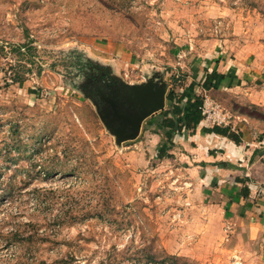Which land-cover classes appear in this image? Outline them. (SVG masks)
Here are the masks:
<instances>
[{
    "label": "rangeland",
    "instance_id": "rangeland-1",
    "mask_svg": "<svg viewBox=\"0 0 264 264\" xmlns=\"http://www.w3.org/2000/svg\"><path fill=\"white\" fill-rule=\"evenodd\" d=\"M110 45L129 62L101 60ZM216 52L256 82L264 0H0V264H258L228 208L245 181L193 190L184 161L157 158L154 115L121 143L103 116L123 85L180 92ZM239 91L218 102L264 155V105Z\"/></svg>",
    "mask_w": 264,
    "mask_h": 264
},
{
    "label": "crops",
    "instance_id": "crops-1",
    "mask_svg": "<svg viewBox=\"0 0 264 264\" xmlns=\"http://www.w3.org/2000/svg\"><path fill=\"white\" fill-rule=\"evenodd\" d=\"M115 51L116 49L112 48L111 45L107 46L106 51L104 50L106 55L102 57L103 59H101V57L100 59L107 62L110 61L108 58L121 56L124 62H129L126 60H130L131 57H129L127 53L122 52L116 55ZM207 54H209V51H207ZM204 55H200L198 60H196L197 65L194 64L190 69V71H192V81L190 84L193 82L198 84L194 88L197 96L200 95L203 101L207 100L210 101V103L221 106L218 102L219 97L216 96V94L219 92H229L234 96V94H237V92L244 87L245 92L241 93V95L244 96H239V98L246 99L251 105H264V83L261 84V88H258L255 84L257 81L264 82V71L254 69V72H259L257 74L255 73L257 75L256 77H258L255 82L253 76L247 74L252 72L250 68L244 65L242 66V63L235 62L234 65H229L221 52H216L210 56ZM213 71L219 73L221 78L215 82L214 87L206 90L201 84L204 82L206 75ZM159 76L160 74H156L149 76L148 79L144 77L142 80L138 81L139 83L136 82L135 85L144 84L153 80L154 83L158 85L165 83L167 88L165 78L161 79L162 77L160 78ZM246 80L252 82L244 84ZM190 84L180 90V92L175 90L176 93L179 95L183 92H187ZM240 85L242 87L239 89ZM259 101H262V104H260ZM235 119L237 121L233 120L234 124H230L226 127L242 132V142L238 146L225 137L205 132L204 128L211 127L212 125L203 119L194 132L173 136L172 146H170L168 150L169 156L163 159L170 158V160L175 163H177L179 159L184 161V171L190 174L188 185L193 188V190H202L205 187H209V185H214L218 188H224L228 185V187H235L240 186L241 183L245 181L246 186L250 188L249 195L246 197L240 196L236 200L234 199L235 202L232 200V203L228 204V208L230 207V211L236 216L233 228L234 234L241 237V246L246 243L245 245L247 247H250L251 250H254L253 252H256L258 264H264V155H260L259 149H251L242 146L246 140V135L243 134L244 126L235 124L239 122L241 118L235 116ZM242 119L246 121L244 118ZM161 133L163 134V131ZM162 142L163 139L161 140V143ZM161 143L159 144L161 145ZM157 150L156 148V151ZM256 150H258V152L255 154L254 152ZM241 167L247 168L246 170H242ZM242 178H244V180L238 183L237 179L241 180ZM212 180H216V183H213ZM248 181L252 182V185L254 184L261 188L257 195L252 191L253 188L249 185ZM243 185L244 184H242V186ZM206 189H204V191ZM252 193H254V195ZM228 202H231V200L229 199Z\"/></svg>",
    "mask_w": 264,
    "mask_h": 264
},
{
    "label": "trees",
    "instance_id": "trees-1",
    "mask_svg": "<svg viewBox=\"0 0 264 264\" xmlns=\"http://www.w3.org/2000/svg\"><path fill=\"white\" fill-rule=\"evenodd\" d=\"M16 51L21 56H28L29 65L33 66L35 64L33 59L35 55H33L35 47L31 45V42L18 45ZM220 78L221 75L215 71L208 73L201 86L204 89L209 90L214 87L215 82ZM197 85L198 84H195V82L191 83L187 92H183L179 95L173 89H170L166 93L165 107L151 118L157 123L159 129L163 130V135L165 137L157 150V158L159 160L169 156L168 149L172 146L173 136L184 135L187 132H194L202 122L203 114L201 107L203 104V98L200 95L197 96L195 94L194 88ZM31 93H34V91ZM204 131L225 137L237 146L241 143V135L233 132L230 127L213 125L204 128ZM257 152L258 150L254 153L256 154ZM237 180L238 183H241L244 178ZM249 193L250 188L244 185L241 187L239 196L246 197Z\"/></svg>",
    "mask_w": 264,
    "mask_h": 264
},
{
    "label": "water",
    "instance_id": "water-1",
    "mask_svg": "<svg viewBox=\"0 0 264 264\" xmlns=\"http://www.w3.org/2000/svg\"><path fill=\"white\" fill-rule=\"evenodd\" d=\"M108 100L110 108L103 116L117 142L134 140L139 135L143 122L164 108L166 84L158 85L150 80L140 85H123Z\"/></svg>",
    "mask_w": 264,
    "mask_h": 264
},
{
    "label": "built area",
    "instance_id": "built-area-1",
    "mask_svg": "<svg viewBox=\"0 0 264 264\" xmlns=\"http://www.w3.org/2000/svg\"><path fill=\"white\" fill-rule=\"evenodd\" d=\"M201 111L203 119L207 123L217 126H229L232 119L231 114L228 111L223 110L218 104L210 103V101H203Z\"/></svg>",
    "mask_w": 264,
    "mask_h": 264
},
{
    "label": "flooded vegetation",
    "instance_id": "flooded-vegetation-1",
    "mask_svg": "<svg viewBox=\"0 0 264 264\" xmlns=\"http://www.w3.org/2000/svg\"><path fill=\"white\" fill-rule=\"evenodd\" d=\"M102 106H103V105H102ZM102 106H101V107H102ZM108 107L110 108V106H108Z\"/></svg>",
    "mask_w": 264,
    "mask_h": 264
}]
</instances>
